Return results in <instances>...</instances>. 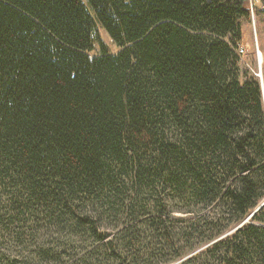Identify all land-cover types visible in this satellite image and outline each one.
<instances>
[{
    "label": "trees",
    "instance_id": "trees-1",
    "mask_svg": "<svg viewBox=\"0 0 264 264\" xmlns=\"http://www.w3.org/2000/svg\"><path fill=\"white\" fill-rule=\"evenodd\" d=\"M248 4L0 0V233L43 263L264 264V206L225 235L264 200Z\"/></svg>",
    "mask_w": 264,
    "mask_h": 264
},
{
    "label": "rangeland",
    "instance_id": "rangeland-1",
    "mask_svg": "<svg viewBox=\"0 0 264 264\" xmlns=\"http://www.w3.org/2000/svg\"><path fill=\"white\" fill-rule=\"evenodd\" d=\"M249 8H250V18L242 21V42L240 46L236 49V52L242 57V61L248 67V69L259 79L257 76L260 72L259 68V51L261 52L262 62V77L264 82V1L263 0H249ZM256 7V9H255ZM102 34L105 40L110 45L111 49L116 51L117 47L111 42L105 32L102 31ZM264 102V100H263ZM250 220V219H249ZM235 231L232 229L226 234ZM7 234V233H6ZM225 234V235H226ZM207 245L200 247L197 251L204 248ZM34 250L30 245L20 244L15 245L12 242V238L9 236L0 233V264H11V260L18 259L20 262L17 264H56V263H43L40 260H36L34 258L27 257L29 255L30 250ZM196 251V252H197ZM5 254V258L2 255ZM57 264H65L57 263ZM170 264H177L170 263Z\"/></svg>",
    "mask_w": 264,
    "mask_h": 264
},
{
    "label": "water",
    "instance_id": "water-1",
    "mask_svg": "<svg viewBox=\"0 0 264 264\" xmlns=\"http://www.w3.org/2000/svg\"><path fill=\"white\" fill-rule=\"evenodd\" d=\"M259 57H260V61H259V68H260V72L259 74H257V76L260 78L261 80V84H262V89H263V100H264V82H263V77H262V68H261V62H262V56H261V52L259 51ZM264 206V200L260 203V205L247 217L246 220H244L242 223H240L239 225H237L234 230L238 229L240 226H242L244 223L248 222L249 219H251V217L260 209ZM227 235V234H226Z\"/></svg>",
    "mask_w": 264,
    "mask_h": 264
},
{
    "label": "bare ground",
    "instance_id": "bare-ground-1",
    "mask_svg": "<svg viewBox=\"0 0 264 264\" xmlns=\"http://www.w3.org/2000/svg\"><path fill=\"white\" fill-rule=\"evenodd\" d=\"M260 58V57H259ZM259 61H260V59H259Z\"/></svg>",
    "mask_w": 264,
    "mask_h": 264
}]
</instances>
